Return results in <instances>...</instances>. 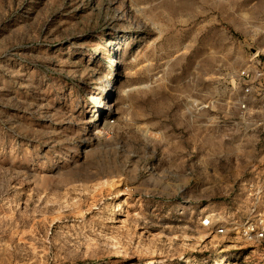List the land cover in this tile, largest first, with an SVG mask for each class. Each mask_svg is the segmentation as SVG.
I'll use <instances>...</instances> for the list:
<instances>
[{
    "label": "rangeland",
    "instance_id": "obj_1",
    "mask_svg": "<svg viewBox=\"0 0 264 264\" xmlns=\"http://www.w3.org/2000/svg\"><path fill=\"white\" fill-rule=\"evenodd\" d=\"M263 61L264 0H0V264H264Z\"/></svg>",
    "mask_w": 264,
    "mask_h": 264
},
{
    "label": "built area",
    "instance_id": "obj_2",
    "mask_svg": "<svg viewBox=\"0 0 264 264\" xmlns=\"http://www.w3.org/2000/svg\"><path fill=\"white\" fill-rule=\"evenodd\" d=\"M240 80L243 83L245 93H249L252 87H254L257 92L264 93V61L256 62V64L241 70ZM239 107L245 109L246 100H243ZM259 124L264 132V118ZM251 211L254 212L255 218L245 223L242 230L243 235L249 241L264 242V209L262 211H257L255 207H252ZM202 224L208 226L209 221L203 220Z\"/></svg>",
    "mask_w": 264,
    "mask_h": 264
},
{
    "label": "bare ground",
    "instance_id": "obj_3",
    "mask_svg": "<svg viewBox=\"0 0 264 264\" xmlns=\"http://www.w3.org/2000/svg\"><path fill=\"white\" fill-rule=\"evenodd\" d=\"M120 194H121V192L119 191L118 195H120ZM118 211H121V203L119 202V200L116 201L115 208H114L113 212L115 213V212H118ZM219 250H221V249L219 248L217 250V253L219 252ZM148 264H153V262L151 260H148Z\"/></svg>",
    "mask_w": 264,
    "mask_h": 264
}]
</instances>
